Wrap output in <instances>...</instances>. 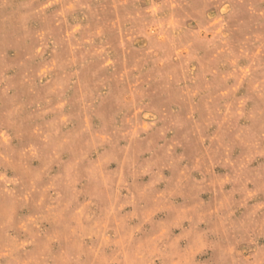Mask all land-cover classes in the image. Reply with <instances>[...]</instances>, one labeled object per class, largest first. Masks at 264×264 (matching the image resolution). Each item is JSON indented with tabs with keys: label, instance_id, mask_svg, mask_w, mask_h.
<instances>
[{
	"label": "rangeland",
	"instance_id": "rangeland-1",
	"mask_svg": "<svg viewBox=\"0 0 264 264\" xmlns=\"http://www.w3.org/2000/svg\"><path fill=\"white\" fill-rule=\"evenodd\" d=\"M0 264H264V0H0Z\"/></svg>",
	"mask_w": 264,
	"mask_h": 264
}]
</instances>
